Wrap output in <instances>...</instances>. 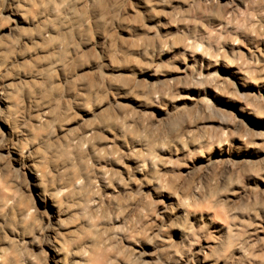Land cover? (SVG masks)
I'll return each mask as SVG.
<instances>
[{
  "label": "clouds",
  "instance_id": "obj_1",
  "mask_svg": "<svg viewBox=\"0 0 264 264\" xmlns=\"http://www.w3.org/2000/svg\"><path fill=\"white\" fill-rule=\"evenodd\" d=\"M0 264H264V0H0Z\"/></svg>",
  "mask_w": 264,
  "mask_h": 264
},
{
  "label": "bare ground",
  "instance_id": "obj_2",
  "mask_svg": "<svg viewBox=\"0 0 264 264\" xmlns=\"http://www.w3.org/2000/svg\"><path fill=\"white\" fill-rule=\"evenodd\" d=\"M222 2H223V0H222Z\"/></svg>",
  "mask_w": 264,
  "mask_h": 264
}]
</instances>
